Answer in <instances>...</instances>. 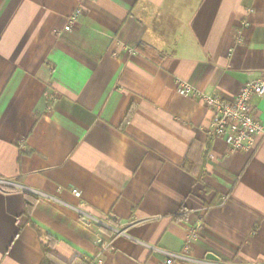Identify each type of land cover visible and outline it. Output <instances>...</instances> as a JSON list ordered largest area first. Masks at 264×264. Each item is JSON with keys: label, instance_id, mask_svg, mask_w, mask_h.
<instances>
[{"label": "crops", "instance_id": "1", "mask_svg": "<svg viewBox=\"0 0 264 264\" xmlns=\"http://www.w3.org/2000/svg\"><path fill=\"white\" fill-rule=\"evenodd\" d=\"M263 73L264 0H0V264L45 235L64 263L264 264V138L230 151L197 96Z\"/></svg>", "mask_w": 264, "mask_h": 264}, {"label": "built area", "instance_id": "2", "mask_svg": "<svg viewBox=\"0 0 264 264\" xmlns=\"http://www.w3.org/2000/svg\"><path fill=\"white\" fill-rule=\"evenodd\" d=\"M75 19L74 15L69 18V23ZM68 25L65 30H68ZM179 93L190 96L193 91L189 85L178 83ZM200 100L204 102L212 112L209 136L211 139H220L230 151L246 152L251 149L256 137L264 138V126L252 115L251 100L258 98L264 102V73L256 80L245 83L239 92L230 100L224 101L214 94H199ZM76 195L77 192L74 191ZM89 226V222L85 221ZM196 236V231L191 233V237ZM108 249V245L101 249V254ZM187 248H185V251ZM187 252V251H186ZM96 264L101 263L100 258H96ZM162 264H180L179 258L175 255H168Z\"/></svg>", "mask_w": 264, "mask_h": 264}, {"label": "trees", "instance_id": "3", "mask_svg": "<svg viewBox=\"0 0 264 264\" xmlns=\"http://www.w3.org/2000/svg\"><path fill=\"white\" fill-rule=\"evenodd\" d=\"M139 48L141 50H143L142 45L139 46ZM132 107H130L127 111V113L125 114L122 124H121V128H124V126L127 124V122L129 121L131 114H132ZM211 141L209 140L207 142V144L205 145L204 152L202 154V158H201V162L198 163L197 165H194L192 163H190L188 160H185L182 164V167L187 171L190 172L192 175H194L195 177H197V179H201L202 177V167H203V161L204 158L207 154V148H209ZM9 189V188H6ZM23 195V199H24V214L25 215H29L32 206L34 205V203L36 202V199L29 193L24 192L22 193ZM176 218V217H175ZM100 230H104L106 231L107 229H105L104 227H99ZM44 240L45 243H41V251H42V260H41V264H92V263H86L84 261L83 258H75L72 262L70 263H64L61 260H59L54 254H53V248L55 245V240L53 238H51L48 235L44 236Z\"/></svg>", "mask_w": 264, "mask_h": 264}, {"label": "water", "instance_id": "4", "mask_svg": "<svg viewBox=\"0 0 264 264\" xmlns=\"http://www.w3.org/2000/svg\"><path fill=\"white\" fill-rule=\"evenodd\" d=\"M207 259H210V260H213V261H216L217 259H215L214 257H212L211 255H208L207 256Z\"/></svg>", "mask_w": 264, "mask_h": 264}]
</instances>
